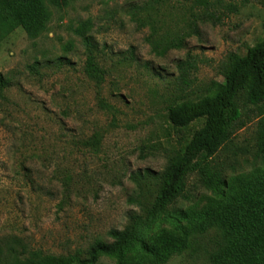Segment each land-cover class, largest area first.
<instances>
[{"label":"rangeland","instance_id":"374dc122","mask_svg":"<svg viewBox=\"0 0 264 264\" xmlns=\"http://www.w3.org/2000/svg\"><path fill=\"white\" fill-rule=\"evenodd\" d=\"M145 1L76 0L66 8L50 7L47 28L34 40L20 28H0V74L13 79L0 99V247L5 252L23 248L78 264L93 244L109 243L107 233L121 230L135 210L128 201L139 189L131 177L163 171L167 158L202 127L197 121L174 129L167 110L208 95L222 82L229 56L242 57L264 40V0H206V5L172 0L152 14L151 25L141 26L131 9ZM88 21L87 35L103 72L97 80L85 72L86 52L77 33ZM178 42L180 49L169 47ZM151 44L169 49L159 56ZM60 58L63 66L57 67ZM188 59L191 67L180 76L177 65ZM35 62L50 64L33 78L26 68ZM239 107L242 117L230 142L208 162L223 170L225 194L242 179L264 173V106L240 102ZM198 177L195 172L187 182L192 198L178 204L184 212L225 199L198 188ZM141 183L152 201L155 183ZM163 235L179 236L180 230L163 219L143 239L154 245ZM221 245L217 228L191 235L182 253L166 264H214ZM142 255L130 252L124 264H158L140 261ZM95 264L118 262L100 257Z\"/></svg>","mask_w":264,"mask_h":264},{"label":"trees","instance_id":"16d2710c","mask_svg":"<svg viewBox=\"0 0 264 264\" xmlns=\"http://www.w3.org/2000/svg\"><path fill=\"white\" fill-rule=\"evenodd\" d=\"M76 0H0V28L5 31L22 29L30 40L43 34L51 18L50 7L66 8ZM172 0H146L142 6L131 9V16L139 25H151L152 14L168 6ZM183 4L206 5V0H178ZM140 14L143 15L140 18ZM90 22H84L78 28V36L86 52L85 72L91 78H102V71L96 65V46L87 35ZM154 51L163 55L169 48L154 46ZM170 48L180 49L181 43L169 44ZM133 53L130 54L132 60ZM189 58V56H188ZM63 58L54 63L63 66ZM50 62H35L26 68L33 77H40V68L49 67ZM68 64V63H66ZM69 65V64H68ZM180 76L190 69L189 59L177 65ZM223 79L214 85L213 90L196 102H182L167 110V121L174 129H186L197 121H203L202 127L195 131L183 147L167 158L163 171L143 175L134 174L131 179L138 186V194L129 199L135 207L127 215V222L121 230H110L107 242H96L78 258V264H95L100 257L114 258L118 264H124L130 252H140V261L155 259L158 264H166L179 256L185 246L186 238L217 228L222 244L214 264H264V173H254L237 187L227 186L222 179L223 170L218 166H209V160L230 142L242 117L239 103L260 108L264 106V40L249 48L242 57L227 58L223 66ZM13 84V79L0 74V99ZM261 116V113H259ZM264 129V123L260 122ZM264 144L262 138L261 147ZM264 156V149L260 148ZM22 171L25 170L21 163ZM198 173V188L216 196L225 195V199L200 211L184 212L178 207L183 201H189L192 195L187 182L191 175ZM152 180L157 195L152 201L144 197L143 180ZM170 219L180 230L179 236H159L154 245L144 242V233L157 222ZM184 224V226H183ZM0 247V264H69L64 259L42 256L40 252L21 253ZM27 253V256L24 255ZM66 262V263H65Z\"/></svg>","mask_w":264,"mask_h":264}]
</instances>
